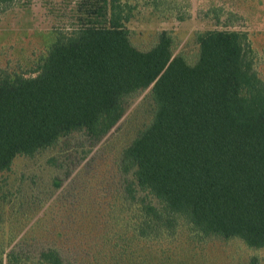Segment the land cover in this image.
<instances>
[{
    "label": "trees",
    "instance_id": "16d2710c",
    "mask_svg": "<svg viewBox=\"0 0 264 264\" xmlns=\"http://www.w3.org/2000/svg\"><path fill=\"white\" fill-rule=\"evenodd\" d=\"M21 2L0 0V17ZM91 9L73 30L55 28L32 57L0 62V225L9 220L19 233V220L30 223L73 175L71 195L48 212L65 226L80 215L78 235L90 240L75 247L85 259L77 264H183L170 250L183 241L264 249V74L248 33L196 32L190 59L167 30L148 47L134 44L122 0ZM147 90L149 121L96 175L99 145ZM47 154L55 190L46 198L43 169L16 177L13 168ZM43 213L15 247L38 238ZM51 234L45 227L43 240ZM40 241L37 264H76L74 249ZM7 256L21 264L13 250Z\"/></svg>",
    "mask_w": 264,
    "mask_h": 264
},
{
    "label": "rangeland",
    "instance_id": "374dc122",
    "mask_svg": "<svg viewBox=\"0 0 264 264\" xmlns=\"http://www.w3.org/2000/svg\"><path fill=\"white\" fill-rule=\"evenodd\" d=\"M123 2L132 8V17L127 27L132 32V40L137 46L148 47L154 41L157 32L167 30L177 37L178 52L183 50L190 59H194L198 52L193 39L196 32L214 29L246 31L257 56L258 67L264 74V0H122ZM100 5L102 0H22L15 11L0 17V62L32 57L34 52L42 49L53 39L55 28L73 30L93 14L91 8L95 9ZM148 93L149 90L145 91L132 102L120 123L99 145L101 151L91 164L92 172L94 171L96 175L102 167L106 169L102 166V161L110 164L114 161L115 165V158L120 149L129 144L143 124L149 121L150 114L146 112L149 106L142 107L147 103L145 96ZM96 151L97 148L92 154L94 155ZM47 157L48 154L34 161L20 159L13 168L16 177L23 172L29 176L33 169L36 171L43 169V178L40 182H44L43 196L46 198L52 193L51 190H55L48 184L52 174L43 166ZM93 180L97 181L98 176L93 177ZM73 181V175L70 179L64 180L45 208L30 223L19 220L17 228L19 226V230L23 228L19 233H15L18 230L12 231V223L9 220L0 225V257L3 264L8 262L7 255L11 250L19 256L21 264H37L39 248L35 246H38L40 239L42 241L39 246L49 244L50 242L46 243L48 240L56 239L57 245L74 249L73 253L68 255L71 262L77 264L79 260L84 259L83 246L75 248L79 241L90 240L88 235H78L79 229L84 230L79 223L80 215L78 219L73 215L75 224L65 226L61 224V214L55 211L56 214L52 215L48 212L50 205H53L57 198L71 195L69 192L74 187ZM44 211H47V218L50 220L46 219L41 227L32 232L36 233L39 239L35 237L36 240L29 241L28 245L21 243L22 246L15 247L28 229L43 217ZM47 226L51 228L52 234L46 236L47 240H43L44 229ZM62 228H66L67 231L60 238H55L54 231L58 234ZM12 238L16 239L13 243L10 242ZM36 242L37 244L33 245ZM176 245H173L175 250L172 246L170 250L178 254V261L183 264H250L251 259L255 257L260 264H264V249H251L240 240L215 239L205 244L183 241Z\"/></svg>",
    "mask_w": 264,
    "mask_h": 264
}]
</instances>
